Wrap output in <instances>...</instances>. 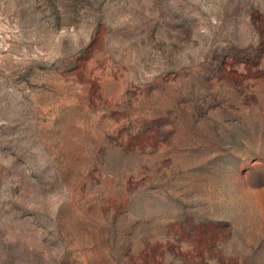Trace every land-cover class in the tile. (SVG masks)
<instances>
[{
    "label": "rangeland",
    "instance_id": "374dc122",
    "mask_svg": "<svg viewBox=\"0 0 264 264\" xmlns=\"http://www.w3.org/2000/svg\"><path fill=\"white\" fill-rule=\"evenodd\" d=\"M0 264H264V0H0Z\"/></svg>",
    "mask_w": 264,
    "mask_h": 264
}]
</instances>
